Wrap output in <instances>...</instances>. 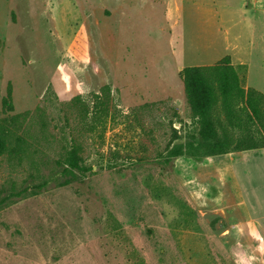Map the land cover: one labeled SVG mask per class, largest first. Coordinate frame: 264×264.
<instances>
[{
  "label": "rangeland",
  "instance_id": "rangeland-1",
  "mask_svg": "<svg viewBox=\"0 0 264 264\" xmlns=\"http://www.w3.org/2000/svg\"><path fill=\"white\" fill-rule=\"evenodd\" d=\"M235 2L264 0H0V264H237L188 166L260 139L215 107L205 140L180 77L241 53ZM71 143L91 170L62 185Z\"/></svg>",
  "mask_w": 264,
  "mask_h": 264
},
{
  "label": "crops",
  "instance_id": "crops-1",
  "mask_svg": "<svg viewBox=\"0 0 264 264\" xmlns=\"http://www.w3.org/2000/svg\"><path fill=\"white\" fill-rule=\"evenodd\" d=\"M235 3L247 25L243 40L234 43L241 53L228 55L244 88H253L256 77L259 86L264 80V3L259 8ZM188 168L192 202L226 221L233 238L228 250L237 264H264V147L198 157Z\"/></svg>",
  "mask_w": 264,
  "mask_h": 264
},
{
  "label": "trees",
  "instance_id": "trees-1",
  "mask_svg": "<svg viewBox=\"0 0 264 264\" xmlns=\"http://www.w3.org/2000/svg\"><path fill=\"white\" fill-rule=\"evenodd\" d=\"M180 77L184 84L187 101L191 108L192 115L200 127L201 135L205 140L210 141L214 130V110L219 107L227 122L236 128H244L247 133L255 130L260 139L259 145L253 141L252 135L242 138L235 143L219 141L217 145L211 144L212 153L206 155H219L233 151H242L264 147V122L262 113L264 111V95L251 88H243L236 69L234 68L230 56L226 55L211 65L185 66L180 71ZM80 105L85 108L79 99ZM4 103L11 108L10 90H7ZM87 108H85V115ZM94 121L98 119L97 110L93 113ZM250 127V128H249ZM92 129L93 125L90 124ZM247 140V141H245ZM189 156H200L195 153H187ZM204 156V155H201ZM61 181L59 184H69L80 181L86 176V172L91 170L82 162L79 155L78 145L71 143L66 149L62 160Z\"/></svg>",
  "mask_w": 264,
  "mask_h": 264
}]
</instances>
